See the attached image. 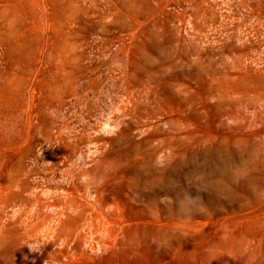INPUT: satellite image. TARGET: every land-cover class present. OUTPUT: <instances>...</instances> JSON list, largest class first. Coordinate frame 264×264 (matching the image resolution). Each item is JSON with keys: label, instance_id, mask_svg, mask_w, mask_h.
Masks as SVG:
<instances>
[{"label": "rangeland", "instance_id": "1", "mask_svg": "<svg viewBox=\"0 0 264 264\" xmlns=\"http://www.w3.org/2000/svg\"><path fill=\"white\" fill-rule=\"evenodd\" d=\"M0 264H264V0H0Z\"/></svg>", "mask_w": 264, "mask_h": 264}]
</instances>
